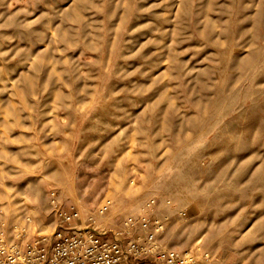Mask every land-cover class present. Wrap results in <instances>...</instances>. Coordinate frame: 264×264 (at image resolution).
Masks as SVG:
<instances>
[{"label":"rangeland","instance_id":"obj_1","mask_svg":"<svg viewBox=\"0 0 264 264\" xmlns=\"http://www.w3.org/2000/svg\"><path fill=\"white\" fill-rule=\"evenodd\" d=\"M106 200L264 264V0H0V235Z\"/></svg>","mask_w":264,"mask_h":264},{"label":"built area","instance_id":"obj_2","mask_svg":"<svg viewBox=\"0 0 264 264\" xmlns=\"http://www.w3.org/2000/svg\"><path fill=\"white\" fill-rule=\"evenodd\" d=\"M110 204L106 200L87 220L78 209L61 211L53 233L25 246L1 234L0 264H212L208 251L164 248L159 240L164 223L147 214L123 217L117 229H100L95 216L106 213Z\"/></svg>","mask_w":264,"mask_h":264}]
</instances>
